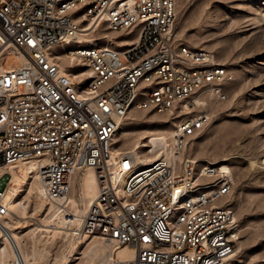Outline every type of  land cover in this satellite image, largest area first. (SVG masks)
<instances>
[{"label":"built area","instance_id":"obj_1","mask_svg":"<svg viewBox=\"0 0 264 264\" xmlns=\"http://www.w3.org/2000/svg\"><path fill=\"white\" fill-rule=\"evenodd\" d=\"M177 16V0H0V169L39 159L59 228L109 242V264H224L236 250L240 224L221 203L233 191L232 170L185 155L235 74L213 50L178 42ZM103 24L137 37L97 45L81 38ZM57 47L83 70L63 71ZM142 110L175 119L164 148L148 139L146 154L157 155L148 164L135 150H113L123 121ZM89 167L99 193L74 226L68 197ZM4 181L0 215L10 210Z\"/></svg>","mask_w":264,"mask_h":264},{"label":"rangeland","instance_id":"obj_2","mask_svg":"<svg viewBox=\"0 0 264 264\" xmlns=\"http://www.w3.org/2000/svg\"><path fill=\"white\" fill-rule=\"evenodd\" d=\"M177 13V41L213 50L235 74L228 86V98L215 103L212 122L190 140L185 155L206 163L226 164L234 175L233 191L221 203L228 200L233 208L240 234L234 254L224 264H264V0H177ZM137 32H110L103 24L82 39L102 44L107 40L102 38L108 36L130 43ZM55 50L62 53L58 47ZM63 54L68 59L60 58L61 64L70 63L71 56ZM14 60V55H9L5 62L11 64ZM65 68L77 72L84 67L75 59ZM86 74H81L79 79L83 80ZM174 121L170 114L132 111L120 126L126 129H120L118 144L122 150H133L136 142L147 143L154 131L174 130ZM139 150L141 154L146 153V146ZM83 173L75 176L78 188ZM10 181V175L5 174V186ZM20 190L15 198L24 200L28 184ZM76 197L82 204L79 190ZM36 201L33 193L26 203L27 217L21 220L16 215L21 222H32L26 226L23 223L16 230L35 264H109V256L96 257L87 252L93 238L80 240L75 236L74 239L68 230L51 229L54 224L44 228L46 223L42 218L48 211L47 202L41 205ZM97 239L99 245H107L112 250L103 239L97 237L96 242ZM3 246L0 233V264H5L1 258Z\"/></svg>","mask_w":264,"mask_h":264},{"label":"bare ground","instance_id":"obj_3","mask_svg":"<svg viewBox=\"0 0 264 264\" xmlns=\"http://www.w3.org/2000/svg\"><path fill=\"white\" fill-rule=\"evenodd\" d=\"M87 29L89 28H85L83 35H88L89 31H87ZM113 32V31H110ZM92 34V33H91ZM82 35V36H83ZM81 36V38H82ZM97 41L94 40L91 43H89V45H97ZM63 53H59V58L63 59H68L67 57L63 56ZM75 57H71L69 58V60L71 61L70 63L64 62V64L66 66L72 65V63L75 61ZM61 64L62 66V70L67 71L66 70V66ZM85 72H89L87 70L84 71ZM122 129H126V128H119L116 135L114 136V144H113V150L115 153H119L121 151H124L121 149V147L119 146L118 142L120 141L119 135L121 133ZM175 132V128L172 131H158V132H152V136L150 138V140L152 141V143L156 147H165L168 143V139L170 137L173 136ZM127 135V133L125 134ZM129 137L126 136V139H128ZM148 145L146 142H136L134 144V149L138 155L139 158L141 160L142 164H148L150 163L156 156L155 155H148L146 153L141 154L140 153V148L144 147ZM165 150V149H163ZM166 154L169 155L168 150H166ZM42 162L37 159H24V160H20L18 162H15L13 164L10 165H6L4 167H2L0 169V176L8 174L10 175L11 181L9 182V195H8V200H9V206H10V210L4 214V215H0V233L2 234L3 240H4V246L2 248L1 251V258L3 260H5V264H18L16 262V258H18L19 252L17 251L16 247L18 246L20 252L23 255L24 259L22 262H20L19 260V264H35L34 261L32 260V257L29 255L26 246L22 240L21 235L19 234V231H17L16 229L20 228L21 225L24 223V225H32V222H28V220L21 222V218H25L27 217V201L29 200V198L32 196L33 193H36V202H40L41 205H44L43 202L46 201V199L43 196V188L41 186V183L39 181V170L41 167ZM223 168L224 169H230L228 165L223 164ZM75 180H73V193L72 195H70L68 197V201L69 204L72 206L74 213L76 215V218L73 220V225L76 226L81 223V219L82 217L85 215V213L87 212V209L90 205V203L94 200V198L98 195L99 193V186H98V180H97V176L95 173L94 168L89 167L86 170H84V173L81 177V179H79L80 181V186L78 188L77 184H76V178L74 177ZM28 184V195L25 196L24 200H18L15 198V196H18V192L21 191L20 189H22V187ZM79 185V184H78ZM80 191V195H81V200H82V204L81 201L76 197V191ZM47 202V201H46ZM46 209H48L47 214L45 217L42 218V221L46 224V227L44 228H50V225L54 224V228L51 229H60L61 228V224H62V219L59 216V208L56 205V203L54 202H47V207ZM18 214L17 218L16 215ZM41 219V218H40ZM41 221V220H40ZM41 225V224H40ZM42 225V226H43ZM40 226H37L36 228H38ZM53 227V226H52ZM68 232V231H66ZM75 236L73 235V238ZM101 238L100 236H95L93 237V239L95 240V238ZM89 239V237L87 236H80V240H86ZM75 239V238H74ZM102 239V238H101ZM94 240H92L94 242ZM99 239H97V242L95 240V243H92V241H90L87 245V252L90 255H96V257L98 256H103L106 255L110 257V255L113 253V246H111V244L109 242H106L108 245H110L112 247V250L107 247V245H99L98 242ZM101 242V240H100ZM92 243V244H91ZM103 243V241L101 242ZM104 244V243H103ZM109 250V251H108ZM86 252V251H85ZM109 252V253H108ZM109 254V255H108ZM118 254L120 256H131L132 252L131 250H129L128 248H120ZM35 255V252L33 254V256ZM108 257V258H109ZM95 258V257H94ZM108 263V262H107Z\"/></svg>","mask_w":264,"mask_h":264}]
</instances>
